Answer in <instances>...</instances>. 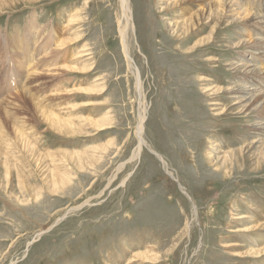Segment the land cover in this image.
<instances>
[{
	"label": "rangeland",
	"instance_id": "obj_1",
	"mask_svg": "<svg viewBox=\"0 0 264 264\" xmlns=\"http://www.w3.org/2000/svg\"><path fill=\"white\" fill-rule=\"evenodd\" d=\"M7 2L0 120L34 147L0 156V264H264V142L222 163L264 120V0H129L132 68L119 0Z\"/></svg>",
	"mask_w": 264,
	"mask_h": 264
},
{
	"label": "bare ground",
	"instance_id": "obj_2",
	"mask_svg": "<svg viewBox=\"0 0 264 264\" xmlns=\"http://www.w3.org/2000/svg\"><path fill=\"white\" fill-rule=\"evenodd\" d=\"M9 1V0H8ZM180 1H184V0H180ZM11 2V1H10ZM6 3L7 0H6ZM12 3V2H11ZM9 4V3H8ZM224 5V2L223 1H220L219 2V7L222 9ZM2 6V5H1ZM4 7V6H3ZM2 7V8H3ZM5 8V7H4ZM3 8V9H4ZM219 8V9H220ZM200 11V10H199ZM198 12V11H197ZM197 12H195L194 14H191V16H194V15H197ZM222 12V11H221ZM131 7H130V4H129V0H119V14H118V22H119V32H120V35H121V42L123 44V48H124V52H125V55H126V58H127V62L128 64L130 65V67L132 68V64L130 63L131 60L129 58V55L127 54V48L129 46H127V36H128V31H129V28L131 27L132 28V23H131ZM219 13V12H218ZM218 15V14H217ZM191 16L189 18H187L182 24L184 26H193V21H192V18ZM178 21H176L173 25L174 29H176V27H178ZM74 39V38H73ZM72 42V41H71ZM236 64V63H235ZM240 64H236V67L239 68ZM249 67V66H248ZM51 68H54V67H51ZM73 69V68H72ZM48 70V69H47ZM78 70V69H77ZM29 71V70H28ZM35 69L33 68V70L30 72V74H34V73H37V72H34ZM50 74V73H49ZM136 74V72H135ZM136 76V75H135ZM136 83H137V86H139L138 82H137V79H136ZM210 88H208L207 90H209ZM213 89V90H212ZM211 90L212 92L214 91V93H211V94H215L218 93L217 90L215 87H213ZM255 87H247L240 84L238 85V87L236 89H233L231 90L230 92H228L232 98H235V102L234 104H239V106L241 107V111H244L245 109L247 110V108L249 109H254L255 107L253 106L254 104V100L256 101V98H258L260 95H263V92L262 93H255ZM255 93V94H254ZM56 94V93H55ZM54 95V94H52ZM264 97L261 96V99ZM211 99V98H210ZM213 101V99H211ZM211 101V105H214V106H217L218 105V102H212ZM216 101V100H215ZM32 102V101H31ZM36 103V102H35ZM39 106V105H37ZM250 106H253V107H250ZM236 107V106H235ZM238 108V107H237ZM243 108H245L244 110H242ZM257 109V108H256ZM262 109V108H261ZM264 109V108H263ZM40 110H41V107H40ZM44 111V109H43ZM42 111V112H43ZM52 111V110H51ZM141 114H139V121L138 122V126H137V131H136V137H137V140H138V144H137V147L135 149V151H133V155H132V158H135L137 157V155L139 154L140 150H141V145L142 144H145L144 140H143V137H142V131H143V125H144V121H145V109L141 110ZM44 114L47 115V113L45 112ZM49 116V120L51 123H54V124H57L60 128V126H62L63 124H61L63 121L60 117V114L59 112H55L53 111L52 113H49L48 114ZM48 116L46 118H48ZM7 117V116H6ZM65 118V117H64ZM11 119H9L10 121ZM99 120V119H98ZM103 122V119L101 120ZM74 124L75 122L72 121ZM95 122H93V125ZM107 124V121L105 122ZM69 124V123H67ZM72 124V123H71ZM70 124V126H71ZM97 124V123H96ZM21 125V124H20ZM20 125L14 123L13 124V131L15 133V141H11V138L8 139L7 137L9 135H7V133L5 132L4 130V127H3V124L0 120V156H4V161L6 162V164L8 163V159L12 157L11 155V152L9 151L10 147L12 145H14L15 143L18 145L17 147H19L20 149L22 150H26V152L30 151L31 149H33L34 145L32 144V141L33 138L31 137V133H25V130L23 129L24 127H21ZM99 127H104L103 124L101 125H98ZM108 126V125H106ZM72 127V126H71ZM74 129V128H73ZM75 130V129H74ZM251 130H252V134L254 136V139L251 140V141H248L246 143H244L239 149H234V148H230L228 149L227 151H225L224 153V159L222 160L223 164L226 162V160L229 158V157H234L235 156V153L237 152H242V153H252V155H255V153H253L255 150H257L258 148H261L263 146V142H264V120H262L260 123H253L251 125ZM17 148V149H19ZM18 153V152H17ZM78 154V153H76ZM24 155V154H23ZM82 155H78V159L81 158ZM159 158L162 160V157L158 154ZM16 157V156H15ZM26 157V156H25ZM2 160V159H1ZM16 160V159H15ZM29 160V159H28ZM3 162V161H2ZM17 163V162H16ZM15 163V164H16ZM10 164V163H9ZM18 164V163H17ZM18 171V169H17ZM64 184V183H63ZM262 226L261 229H264V224L261 223L258 227ZM42 232H40L38 234L41 235ZM235 244V243H233ZM233 244H230V245H233ZM256 249H258V251H255ZM250 252H248L249 254L251 255H256V256H259L258 254H264V245H262L261 247L259 248H252V249H248ZM232 255H237L239 253L237 252H228ZM140 254V253H139ZM145 254V253H144ZM136 255V254H135ZM145 257V256H144ZM155 258V257H153ZM145 260V259H144ZM148 261V260H146ZM154 261V260H152Z\"/></svg>",
	"mask_w": 264,
	"mask_h": 264
}]
</instances>
